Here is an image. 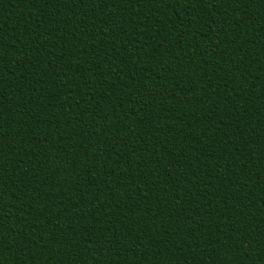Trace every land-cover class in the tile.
<instances>
[{
	"label": "trees",
	"instance_id": "16d2710c",
	"mask_svg": "<svg viewBox=\"0 0 264 264\" xmlns=\"http://www.w3.org/2000/svg\"><path fill=\"white\" fill-rule=\"evenodd\" d=\"M0 264H264V0H0Z\"/></svg>",
	"mask_w": 264,
	"mask_h": 264
}]
</instances>
